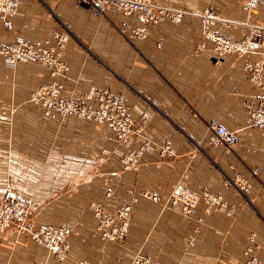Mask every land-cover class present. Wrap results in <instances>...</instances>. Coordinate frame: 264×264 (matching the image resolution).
Wrapping results in <instances>:
<instances>
[{
    "label": "crops",
    "instance_id": "0c3cea01",
    "mask_svg": "<svg viewBox=\"0 0 264 264\" xmlns=\"http://www.w3.org/2000/svg\"><path fill=\"white\" fill-rule=\"evenodd\" d=\"M153 1L185 15L177 24L149 27L144 39L119 32L138 25L136 16L110 10L96 16L76 0H22L14 30L0 22V43L14 36L37 43L67 31L63 95L82 99L96 88L122 97L153 144L134 168L124 169L121 158L139 138L123 145L107 124L45 115L29 96L51 80L48 69L36 62L10 68L0 56V197L11 189L35 202L38 224L72 228L61 261L7 232L0 239V264H133L136 254L148 264H245L242 251L251 236L257 247L249 256L264 259V136L246 124L244 110L246 102L264 97L244 67L264 55V44L247 56H220L208 41L200 47L198 17L211 10L224 19L264 24V6L248 14L247 0ZM212 27L236 38L248 33L239 25ZM211 123L237 130L231 151L209 140ZM163 146L174 154L161 155ZM236 174L251 183L244 195L224 182ZM178 182L220 196L230 214L209 211L204 202L191 212L166 203ZM129 190L137 201L126 239L101 240L94 207L114 212L129 201Z\"/></svg>",
    "mask_w": 264,
    "mask_h": 264
},
{
    "label": "built area",
    "instance_id": "2783aa9c",
    "mask_svg": "<svg viewBox=\"0 0 264 264\" xmlns=\"http://www.w3.org/2000/svg\"><path fill=\"white\" fill-rule=\"evenodd\" d=\"M76 1L90 8L96 16H102L105 10L136 16L140 22L138 25L129 29L121 27L119 32L138 39L147 37L149 27L164 21L177 24L182 21L185 15L182 10L158 4L153 0ZM22 3V0H0V22L10 32L14 30V17ZM260 6H264V0H247L244 8L250 14L251 11ZM198 17L201 22L202 42L200 47L208 41L212 44L213 50L220 56L225 54L247 56L257 52L264 44V24H255L246 20L236 22L224 19L210 10L203 11ZM217 23L228 29L239 25L248 30V33L246 32L238 38L232 37L220 30H215L212 25ZM69 38L70 35L67 31L53 32L37 43L20 36H14L10 40L0 43V56L4 65L10 68L15 67L19 62H36L48 69L51 80L40 84L29 96V101L40 106L45 115L48 116L52 113H56L60 117L73 115L80 120L107 124L116 139L123 145H128L131 140L139 138L141 141L138 147L126 150L121 158L123 167L129 169L137 163L142 154L152 150L153 144L145 135L143 124H137L122 97L115 96L108 90L96 88L89 90L82 99L63 95L62 80L66 77L69 66L62 61L61 56ZM244 67L249 73L250 81L264 89V55L254 63H246ZM244 110L246 124L254 127L264 136V97L246 102ZM141 119H145L144 115L141 116ZM208 134V138L212 143L223 146L227 152L231 151L238 142L237 130H230L222 124H209ZM171 152L168 146L160 147L161 155L170 156ZM246 187L247 190L250 187L248 180L246 181ZM241 188L245 189L244 183ZM170 199L174 203H182L184 209L188 211L195 207L198 202H206V204L212 202L214 204L212 193L193 192L182 182H178L173 187ZM35 209L36 204L34 201L20 199L13 190H6L0 199V232L5 228L15 226L18 232L27 233L26 235L30 239L44 244L53 250L52 252H55L58 258H63L64 249L61 246L55 249L57 243L53 239L55 234L54 225L51 227L36 224L31 216ZM131 209L130 206L126 205L121 206L117 211H107L106 213L100 206H96L94 215L108 231V234L101 235V238L109 239V241L117 240L115 235L121 231L124 233L128 227ZM220 209L222 208L220 207ZM227 213L230 214V211ZM112 225L119 228V230L114 228L109 231L108 227ZM61 231L67 234L68 228ZM250 242L247 245V256L256 248V245L252 244V240ZM139 264L144 263L139 262ZM247 264H264V259L248 257Z\"/></svg>",
    "mask_w": 264,
    "mask_h": 264
},
{
    "label": "rangeland",
    "instance_id": "374dc122",
    "mask_svg": "<svg viewBox=\"0 0 264 264\" xmlns=\"http://www.w3.org/2000/svg\"><path fill=\"white\" fill-rule=\"evenodd\" d=\"M170 7V6H169ZM171 8H173V7H171ZM174 9H176V8H174ZM180 10V9H179ZM183 11V10H182ZM211 11V10H210ZM247 21V20H246ZM242 22H244V21H242ZM215 25V24H214ZM213 26V25H212ZM243 36V35H242ZM241 37V36H240ZM170 148V147H169ZM171 149V155H173L174 154V150L172 149V148H170ZM161 154V153H160ZM170 155V156H171ZM142 156V155H141ZM140 156V157H141ZM138 161H139V159H138ZM138 161H137V163L134 165V166H136L137 164H138ZM134 166L133 167H131V168H129V169H132V168H134ZM125 169V168H124ZM246 181H247V177H244V176H242V174L240 175V174H236V175H234V176H231V177H229V176H227L225 179H224V182H226L227 184H230V185H232V186H234L240 193H242V195H244V194H246L247 193V187H246ZM249 182V181H248ZM183 183V182H182ZM243 183H244V185H245V189H242L241 188V186L243 185ZM250 183V182H249ZM177 184V183H176ZM176 184H174L173 186H172V188H171V191H170V193L172 192V189H173V187L176 185ZM183 184H185V183H183ZM186 187H188L187 185H185ZM251 188V183H250V187H249V189ZM188 189L189 190H191V191H193V192H197V191H195V190H192V189H190L189 187H188ZM248 189V190H249ZM170 193H169V195H168V198L166 199V203H170V204H181L182 205V209L185 211V212H191L200 202H198L197 204H196V206L195 207H193V208H191V210L190 211H188V210H185L184 209V205L182 204V203H174L171 199H170ZM198 193V192H197ZM202 193V192H201ZM4 194V193H3ZM2 194V195H3ZM129 194L131 195L130 196V199H129V201L127 202V203H125V204H123V205H120V206H118V208L120 209V207L121 206H130L132 209H131V211H130V216L132 215V210H133V204L137 201V196L134 194V192L132 191V190H129ZM2 195H1V197H2ZM111 195V193L110 192H106L105 193V196L106 197H109ZM147 196H150V194H147ZM213 196H214V200H213V202H214V204H212V202H209L208 204H209V206H208V204H207V207H208V210L210 211L211 209H213V208H217L218 210H221V211H224L226 214H228L227 212H229L230 210L229 209H226L225 208V206H224V204H223V201H222V199H221V197L220 196H218V195H215V194H213ZM1 197H0V199H1ZM18 197V196H17ZM19 198V197H18ZM152 198L153 199H155L156 198V196L155 195H153L152 196ZM21 199V198H20ZM29 200V199H28ZM204 203H206V202H204ZM212 205V206H211ZM96 206H100L101 207V209L104 211V212H106L107 213V210L102 206V205H96ZM95 206V207H96ZM223 206V207H222ZM36 207H37V205H36ZM95 207H94V210H93V215H94V212H95ZM220 207L222 208V209H220ZM118 208L115 210V211H117L118 210ZM224 208H225V210H224ZM228 210V211H227ZM36 209H35V211L34 212H32V214H31V216L33 217V220L35 221V223L36 224H38L37 222H36ZM231 212V211H230ZM130 216H129V218H128V225H129V220H130ZM94 218H95V220H96V228H95V232H96V234L100 237V239L101 240H103V241H108V242H123L125 239H126V237H127V234H128V227H127V229L124 231V233H123V231H121V232H119L117 235H115V238H117V240H112V241H109V239H107V240H105V239H102L101 238V235H104L105 233L106 234H108V231H106V228L100 223V222H98V219H97V217H95V215H94ZM118 223V222H117ZM41 225V224H40ZM42 225H48V226H51V227H53V225H54V229H55V234H54V236H53V239L54 240H56V243H57V246H56V248L55 249H57L58 248V246H61L63 249H64V253H66L68 250H69V244H67V241H66V238H67V236H69L71 233H72V228L68 225V224H66V223H62V222H59V223H46V224H42ZM68 228V232H67V234H66V232H64V231H61V230H66ZM114 228H116V229H118L119 230V228H117V227H115L114 225H112V226H109L108 227V230L109 231H111L112 229H114ZM12 232V233H14V234H18V235H21V236H24V237H26L28 240H31V241H34V242H36V243H38V244H40L41 246H43V248L44 249H46L50 254H51V256L55 259V260H57V261H61L63 258H58V256L56 255V253L54 252H52L53 250H51L50 248H48V247H46L44 244H41L40 242H38V241H35V240H32V239H30V237H28L26 234L27 233H23V232H18V230H17V228L15 227V226H12V227H9V228H5L3 231H1L0 232V239H1V237L3 236V235H5L7 232ZM60 232H62V234H60ZM65 233V234H64ZM252 240V244H254V245H256L255 244V241H254V238H253V236H251V237H249V241H248V244L249 243H251L250 241ZM248 244H246V246H245V248L243 249V251H242V255L243 256H245L246 258H245V264H247V258L248 257H250V256H247V253H246V250H247V245ZM256 247H257V245H256ZM63 253V254H64ZM65 255V254H64ZM139 262H143L144 264H148L149 263V259L148 258H144L143 256H141L140 254H136L135 256H134V258H133V261H132V263L133 264H139Z\"/></svg>",
    "mask_w": 264,
    "mask_h": 264
}]
</instances>
